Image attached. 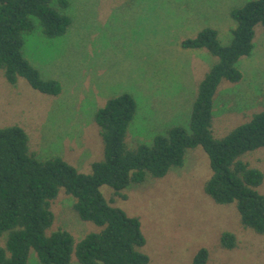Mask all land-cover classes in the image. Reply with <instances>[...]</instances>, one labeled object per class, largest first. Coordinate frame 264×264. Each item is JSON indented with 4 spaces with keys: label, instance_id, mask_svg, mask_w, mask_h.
Wrapping results in <instances>:
<instances>
[{
    "label": "rangeland",
    "instance_id": "obj_1",
    "mask_svg": "<svg viewBox=\"0 0 264 264\" xmlns=\"http://www.w3.org/2000/svg\"><path fill=\"white\" fill-rule=\"evenodd\" d=\"M74 23L69 32L49 39L40 29L25 36L24 57L45 80L62 84L59 95L34 90L25 79L8 84L0 72V128L19 126L29 137L30 151L40 161L62 158L78 172L92 174L104 158L95 116L107 102L132 95L138 106L126 143L152 146L154 138L174 126L189 127L198 88L214 59L205 50H186L185 40L205 28L218 31L222 45L236 27L231 11L251 0H70ZM251 57L238 63L239 83L223 81L214 102L212 132L223 139L264 111V27L255 28ZM244 161L264 174V149ZM202 147L187 152L182 168L124 191H100L113 207L140 220L145 245L138 249L152 264H193L201 249L207 264H264V235L244 228L236 205L216 204L204 191L212 177ZM264 195V182L256 189ZM74 198L62 189L52 202L56 220L48 233L67 230L78 246L101 229L75 212ZM236 236L227 249L221 237ZM6 236L0 240L4 245ZM29 264H41L31 250ZM71 264H79L74 254Z\"/></svg>",
    "mask_w": 264,
    "mask_h": 264
},
{
    "label": "trees",
    "instance_id": "obj_2",
    "mask_svg": "<svg viewBox=\"0 0 264 264\" xmlns=\"http://www.w3.org/2000/svg\"><path fill=\"white\" fill-rule=\"evenodd\" d=\"M70 0H0V72L15 87L25 79L36 91L55 96L62 92L58 80H45L24 57L25 36L40 29L49 39L66 35L74 23L67 14ZM67 12V13H66ZM236 23L232 41L222 45L218 31L203 29L197 37L183 41L186 50H205L214 59L199 85L188 128L174 126L154 138L152 146L129 149L126 139L138 106L123 94L100 108L95 116L104 144V158L92 166V174L78 172L62 158L40 161L30 151L27 132L19 126L0 128V264H29L32 249L41 264H152L139 252L145 245L140 220L113 207L100 188L109 186L114 196L127 199L124 191L151 179H162L172 169L182 168L189 150L202 147L213 172L205 193L218 205H236L244 228L264 235V195L256 189L264 174L251 168L244 158L264 149V111L253 115L223 139L212 132L214 102L223 81L239 83L243 74L239 61L255 50V28L264 27V0H251L231 11ZM75 200L79 218L98 226L76 246L64 229L49 230L55 223L52 211L60 190ZM221 244L236 247V236L226 232ZM209 252L201 249L193 264H207Z\"/></svg>",
    "mask_w": 264,
    "mask_h": 264
}]
</instances>
